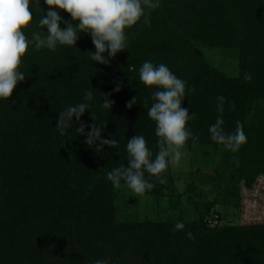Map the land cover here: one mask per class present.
<instances>
[{
  "label": "trees",
  "instance_id": "1",
  "mask_svg": "<svg viewBox=\"0 0 264 264\" xmlns=\"http://www.w3.org/2000/svg\"><path fill=\"white\" fill-rule=\"evenodd\" d=\"M43 10L48 6L41 0L26 29L29 38L39 31ZM127 35V48L108 65L91 62L95 47L84 32L76 46L38 52L30 46L21 58L26 79L9 100H0V264H264V223L212 229L208 209H197L195 220L184 213L165 221L120 220L118 188L126 185L106 179L127 165V140L135 135L145 137L153 158L159 150L155 122L147 116L155 87L143 85L138 72L150 60L187 82L182 107L196 114L187 127L199 140L185 145L220 154L224 197L234 198L244 216L249 192L264 197V0H161L150 26L141 21ZM207 50L235 60L237 75L211 64ZM86 90L94 100L81 119L97 123L102 139H115L112 148L86 144L91 129L78 134L75 118L65 135L55 128L59 112L81 102ZM107 93L112 110L99 107ZM221 96L224 128L233 132L239 122L247 135L238 152L210 139ZM133 98L137 103L129 109ZM162 175L163 184L145 174L155 185L145 195L161 199L174 190L170 165Z\"/></svg>",
  "mask_w": 264,
  "mask_h": 264
},
{
  "label": "clouds",
  "instance_id": "2",
  "mask_svg": "<svg viewBox=\"0 0 264 264\" xmlns=\"http://www.w3.org/2000/svg\"><path fill=\"white\" fill-rule=\"evenodd\" d=\"M40 3L41 0H0V100H9L17 85L25 81V74L19 69L21 58L30 46L34 52L42 49L55 51L59 46H76L80 33L84 32L91 37L95 47V52H89L91 62L108 65L112 58L127 48L128 29L141 21L150 26V14L160 7L161 0H43L48 10L46 13L43 10L39 19V31L32 32L29 38L26 36V29L33 21ZM57 9L69 13L71 20L76 23L65 20ZM62 24L65 26L61 27ZM43 29H47V34ZM129 71L136 69L130 66ZM138 72L139 81L143 85L155 87L147 116L155 122L159 150L153 158L145 137L135 135L127 140V165L113 168L107 173L106 179L115 187L123 182L139 195L151 191L155 186L145 174L163 184L165 180L162 174L170 164L180 162L181 149L189 139L196 143L199 135H194L187 127L188 121L195 119L196 114L189 115V110L182 107L187 82L175 75L166 64L157 65L150 60L143 62ZM246 78L251 79V76ZM121 86L117 83L114 91L119 92ZM111 95H102L99 105L101 109L112 110L114 101L109 98ZM93 100V91L86 90L81 102L59 112L55 128L63 136L75 118L80 122V127H76L78 134L83 135L86 128L91 129L86 133V144L99 148L107 145L112 148L118 144L115 139H102V130L97 123L89 125L81 119L86 110H91L89 102ZM217 100L219 115L215 123L209 126L210 139L223 145L226 150L238 152L247 143L243 125L237 122L233 132L226 131L223 119L224 97H218ZM136 103V98H133L127 107L131 109ZM175 227L180 229L183 224L177 223ZM95 264L108 262L98 259Z\"/></svg>",
  "mask_w": 264,
  "mask_h": 264
},
{
  "label": "rangeland",
  "instance_id": "3",
  "mask_svg": "<svg viewBox=\"0 0 264 264\" xmlns=\"http://www.w3.org/2000/svg\"><path fill=\"white\" fill-rule=\"evenodd\" d=\"M206 59L222 69L229 76L238 73L237 62L224 59L221 52L207 50ZM179 163L170 164L174 190L168 191L164 198H155L145 194H136L127 186L118 188L120 220L129 221H165L173 216L185 215L186 219H197V209H208L206 222L209 228L237 226L245 222L264 223V197L254 198L249 192L243 201L245 216L241 214L239 203L226 199L223 195L225 182H220L218 167L220 154L212 148H195L186 145L181 149ZM226 181V179H224ZM196 205L199 207L197 208ZM202 207V208H200ZM200 212V211H199Z\"/></svg>",
  "mask_w": 264,
  "mask_h": 264
}]
</instances>
